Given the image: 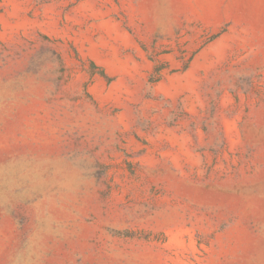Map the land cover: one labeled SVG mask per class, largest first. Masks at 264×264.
<instances>
[{"label": "rangeland", "instance_id": "rangeland-1", "mask_svg": "<svg viewBox=\"0 0 264 264\" xmlns=\"http://www.w3.org/2000/svg\"><path fill=\"white\" fill-rule=\"evenodd\" d=\"M0 264H264V0H0Z\"/></svg>", "mask_w": 264, "mask_h": 264}]
</instances>
